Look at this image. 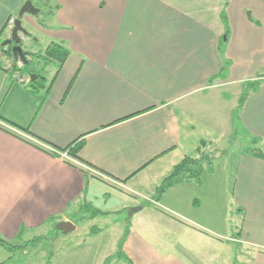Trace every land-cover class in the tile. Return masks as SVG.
<instances>
[{
	"label": "crops",
	"instance_id": "0c3cea01",
	"mask_svg": "<svg viewBox=\"0 0 264 264\" xmlns=\"http://www.w3.org/2000/svg\"><path fill=\"white\" fill-rule=\"evenodd\" d=\"M35 1L48 21L25 15L36 33L23 43L60 44L70 56L44 102L46 90L15 82L2 44L27 1L0 0V116L32 133L0 118V240L13 245L52 226L60 238L72 233L58 229L64 223L77 231V214L106 217L92 207L118 209L129 197L124 252L133 264H264V159L245 153L264 152V1ZM223 13L232 65L228 80L209 85L224 64ZM249 82L259 88L237 120ZM78 140L82 161L62 157ZM202 141L213 170L153 201L175 166L200 157Z\"/></svg>",
	"mask_w": 264,
	"mask_h": 264
},
{
	"label": "rangeland",
	"instance_id": "374dc122",
	"mask_svg": "<svg viewBox=\"0 0 264 264\" xmlns=\"http://www.w3.org/2000/svg\"><path fill=\"white\" fill-rule=\"evenodd\" d=\"M35 6L41 11V15L34 18L43 25V23L48 21V9L38 2L35 3ZM27 29L33 35L36 33L30 26H27ZM41 42L42 44L39 47L34 46V42H27L24 44V49L31 52L32 47H35L34 52L44 54L47 48H45L43 40ZM32 67L46 78V82H51L57 71V65H46L42 59H34ZM21 73L23 74L22 71ZM244 140L243 135H240L237 143L238 148L244 145ZM219 147L220 149L225 148V142L221 143ZM210 149L215 150L214 148ZM113 204L104 206L100 203L97 204L98 208L95 206L92 207L100 209L103 212H110L106 217H98L95 220L87 219L85 221L82 218L85 213L77 214L74 216L75 222L79 224L77 231L68 235H61L60 238L56 235V227L52 226L50 230L46 227L32 232L26 238L27 240L13 242V245L22 247V249L13 251V253H10L0 245V262H5L12 258L9 264H106V259L116 253L118 241L122 238L127 222L132 218L133 208L136 207V204L129 197L118 209ZM87 215H91V213H87ZM239 220L238 215L234 217L231 220L232 226H238ZM155 226L159 225L155 224ZM161 226L166 225L162 224ZM97 229L100 231L94 232ZM39 236H52L53 238L50 247V260L47 258V249L42 251L41 246L35 249L30 255H27V249L24 248L25 245ZM110 264L127 263L124 260L116 258Z\"/></svg>",
	"mask_w": 264,
	"mask_h": 264
},
{
	"label": "trees",
	"instance_id": "16d2710c",
	"mask_svg": "<svg viewBox=\"0 0 264 264\" xmlns=\"http://www.w3.org/2000/svg\"><path fill=\"white\" fill-rule=\"evenodd\" d=\"M26 1H32L34 2L35 0H26ZM39 1H44V0H39ZM228 1V0H227ZM264 1V0H263ZM58 8V7H57ZM41 15V12L39 16ZM38 16V17H39ZM249 17L251 18V15L249 14ZM222 19L226 25V33H225V38L221 42L219 46V51L220 54L223 58V68L221 71L212 77L208 84L213 85L216 82L219 81H226L229 79V71L231 67V62L226 59V51H227V44H228V39L230 36V30L228 27V20L227 16L225 13L222 15ZM5 52L12 57V49L11 47L8 48H3ZM28 61L29 65H25L21 71L26 74L31 76L32 74L38 75V80L32 81V78L30 79L29 85L36 91L40 92L42 90H46V96L43 100V102L47 99L48 93L50 92L52 86L56 82L61 70L63 69L67 59L70 56V51L66 47L60 45V44H54L50 48L46 50L44 54H29L28 55ZM34 59H42L46 65L48 64H55L57 65V72L55 76L53 77L51 83L47 85L46 83V78L42 76L34 67H32ZM74 83V82H73ZM73 83L70 85L64 99L68 96ZM259 88V84L257 82H249L244 86V89L242 91L238 108H237V120L239 119V114L241 109L243 108L245 102L247 101L249 94L251 92L257 91ZM42 102V103H43ZM0 118L6 122L7 124L22 129L21 127L17 126L16 124L9 122L8 120H5L0 116ZM26 131L29 134H32L30 131V128L22 129ZM35 137V136H34ZM233 141L229 142V145H233ZM253 144H259L260 140L258 138H254L252 140ZM85 143L83 140H78L74 142L72 145L69 147L59 150L60 153H68L71 155L73 158L78 159L82 161L79 157V154L81 150L83 149ZM207 142L202 141L201 142V147L199 148V158H185L181 163H179L177 166L174 167L172 173L163 181V183L156 189L155 195L153 196V201L159 202L163 195L169 190L171 187L177 186L179 184L185 183V182H195L197 184H201L203 177L206 173L211 172L213 170L214 166V161H215V153L209 152L207 149ZM245 153L258 157L260 159H264V152L259 150V149H252L249 148L245 151ZM130 221L127 222L126 224V229L124 231V234L122 238L120 239L118 243V249L117 253L115 256L110 257L106 260V264H110L115 258H119L120 260H124L127 264H133V262L127 257V255L124 252V244L126 240L128 239L130 235ZM98 230H95L96 232ZM53 238L52 236H39L28 242V244L25 245L24 248L27 249V255H30L35 249L39 248L41 246L42 251L48 252L47 258L50 260L51 259V252H50V247H51V242ZM0 245L3 246L6 250H8L10 253H13V251H16L18 249H22V247L18 246H13L11 244L6 243L3 240H0ZM11 259H8L7 261L3 262L2 264H9L11 262Z\"/></svg>",
	"mask_w": 264,
	"mask_h": 264
},
{
	"label": "water",
	"instance_id": "95a60500",
	"mask_svg": "<svg viewBox=\"0 0 264 264\" xmlns=\"http://www.w3.org/2000/svg\"><path fill=\"white\" fill-rule=\"evenodd\" d=\"M40 10L36 8V6L33 4L32 1H27L21 10L19 11L18 17L15 20V26L12 30L11 37L9 40L4 42L3 48L11 47L12 49V56L16 61H21L25 65H29L28 61V54L25 52L22 44H23V38L22 35L28 36V31L23 26V18L25 15H30L33 17H38L40 14ZM32 78V81L38 80V75L32 74L30 76ZM75 226H73L71 223H64L62 226H59L58 229L61 231H64L65 233L73 232L75 230Z\"/></svg>",
	"mask_w": 264,
	"mask_h": 264
},
{
	"label": "built area",
	"instance_id": "2783aa9c",
	"mask_svg": "<svg viewBox=\"0 0 264 264\" xmlns=\"http://www.w3.org/2000/svg\"><path fill=\"white\" fill-rule=\"evenodd\" d=\"M10 29H13L15 26V20L11 19L9 22ZM5 71H7L15 80V82H18L22 85L29 84L30 77L28 75L23 76L21 73V69H23V63L19 61H15L12 57H9L7 61L3 65ZM62 157L68 158V153H62Z\"/></svg>",
	"mask_w": 264,
	"mask_h": 264
},
{
	"label": "flooded vegetation",
	"instance_id": "af4514ba",
	"mask_svg": "<svg viewBox=\"0 0 264 264\" xmlns=\"http://www.w3.org/2000/svg\"><path fill=\"white\" fill-rule=\"evenodd\" d=\"M23 48H24V43L22 44ZM25 50V49H24ZM29 57V56H28Z\"/></svg>",
	"mask_w": 264,
	"mask_h": 264
}]
</instances>
